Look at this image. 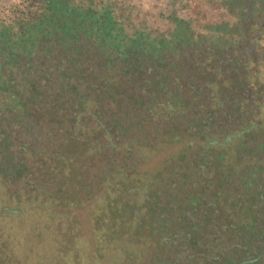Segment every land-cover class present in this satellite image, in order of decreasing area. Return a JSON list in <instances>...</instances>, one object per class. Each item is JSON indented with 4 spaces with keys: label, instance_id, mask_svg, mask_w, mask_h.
I'll list each match as a JSON object with an SVG mask.
<instances>
[{
    "label": "trees",
    "instance_id": "obj_1",
    "mask_svg": "<svg viewBox=\"0 0 264 264\" xmlns=\"http://www.w3.org/2000/svg\"><path fill=\"white\" fill-rule=\"evenodd\" d=\"M258 33L264 38V0H0V162L16 160L17 173L27 177L38 171V182L49 188L29 193L31 212L23 211L48 220L23 223L30 237L35 230L39 242L44 233L53 237L51 252H40L48 263H38L70 264L75 254L88 264L148 258L152 264H264ZM246 66L254 69L249 76L242 74ZM91 111L107 134L148 148L151 159L194 148L192 164L178 169V177L168 171L149 194L146 218L135 228L127 207L118 228L113 216L93 219L90 208L103 180L119 168L144 170L139 153L123 156L113 146L92 156L86 148L74 155L64 150L69 136L85 143L73 129ZM87 141L110 147L100 135ZM213 143L220 152H210L211 163L196 152ZM220 148L235 168L222 166L227 155ZM29 161L28 169L22 163ZM62 161L71 164L67 175L57 171ZM78 170L86 178L70 182ZM86 211L88 236L80 217ZM24 217L8 219L17 226ZM141 235L150 241L146 259L136 251ZM79 240L86 243L80 251ZM5 244L11 264H18L15 239ZM81 251L86 259L78 258Z\"/></svg>",
    "mask_w": 264,
    "mask_h": 264
},
{
    "label": "rangeland",
    "instance_id": "obj_2",
    "mask_svg": "<svg viewBox=\"0 0 264 264\" xmlns=\"http://www.w3.org/2000/svg\"><path fill=\"white\" fill-rule=\"evenodd\" d=\"M156 1V0H152ZM151 3V2H147ZM152 4V3H151ZM215 17V16H214ZM259 34V33H258ZM259 43L261 46H264V38L259 34ZM251 66H246L245 69L242 70V74L249 76L250 72H253V68H250ZM238 76H241V73L238 74ZM225 86V85H223ZM218 93H216L217 96ZM88 108H90L88 106ZM90 117L91 119L87 120L85 122V119H88ZM98 114L94 112H86L80 116L79 121L76 123L75 129H73V133H79L81 139H84L85 143H81L80 145H76V140L74 137L69 136L68 140L65 143L69 144L66 145L64 150L72 155L75 154V151H79V154L84 152V149L80 148H86L88 149V155L87 156H92L93 152L99 151L101 148H106L107 150L112 151V146L114 149L123 156H125L128 153H131L132 155H135L136 153H139V159L138 161L140 162L141 168L144 170L142 171H137L135 170L137 166H131L130 168L123 169L119 168L116 173L112 174L111 179H104L103 182L100 185L99 190L101 191V194L97 196L98 200L94 205H92L91 213L92 217L95 220H98L99 222H104L107 220L108 217L113 216L116 218L114 225L116 228L119 227V221L120 216L125 210V207H127V210L132 213V224L131 226H136L139 225L138 220L143 221L146 218V204L148 202V197L151 192H154L158 187L162 185L161 181L164 180V178H167V173L168 171L172 175H177V177L180 175V172H178V169H181L184 165L187 163L192 164L190 162V158L188 157V154L190 151H183L180 153V150H173L175 152H169V153H164L161 156L157 158H152V151H149L148 148L144 146H133V145H125L121 144L120 141L115 138L114 136H111L110 134L106 133V130L103 125H100L99 120H98ZM86 123V124H85ZM100 135L104 141L105 144L110 145V147H104L101 145L99 142L98 144L96 142L92 143L89 146V142L87 140H96V136ZM81 141V140H80ZM223 144V143H222ZM230 145V144H229ZM224 147H227V144H223ZM208 146H204L202 150H197L196 153L199 154V157H206L209 159V161L214 162L213 160H216V158L213 159L211 156L210 152H213V154L220 152L218 149L220 146L217 143L211 144L208 148ZM176 148H178L176 146ZM230 148H228V152L230 151ZM222 149L225 155H227L226 161L221 162L222 166H231L234 167V164L231 162V157L230 153H226L227 148H220ZM105 152V150H103ZM113 152H115L113 150ZM87 154V153H86ZM81 158V157H79ZM153 160V163L151 161ZM70 163V162H69ZM68 163V164H69ZM61 168H59L57 171L60 172V175L63 173L67 175L69 165H65V161L62 164ZM49 167H52V170L56 168V166L50 165ZM190 169L193 168L192 166L189 167ZM235 168V167H234ZM182 170V169H181ZM62 171V172H61ZM78 173V174H77ZM60 175H55V177H59ZM85 175L81 171L78 170L73 172L70 182L76 183L78 182V179L84 180ZM182 178V177H181ZM177 181L178 183L181 184L180 179ZM82 180L80 182H82ZM79 182V183H80ZM187 183V179H184V183L182 185H185ZM172 183H166V186H170ZM184 198L182 199V202L186 205V202L190 198L189 194L187 191L184 190ZM185 200V201H184ZM80 217L84 221V226H83V233L84 235H90V232L88 229H90V222H89V216L86 211V213H81ZM234 218V217H232ZM235 219V218H234ZM242 220V219H241ZM48 220H45L44 215H39V216H33V215H25L24 219H22V222L24 225L28 226L32 225L36 222L39 223H46ZM46 239V243L41 245V246H36V251L39 252H51L52 250V243L50 241V236L48 233L43 234ZM49 239V240H47ZM139 245L136 248V251H138V255H141L142 258H145L146 254L149 252V238L147 236L141 235L139 238ZM84 240H79L77 242L78 247L86 248L85 245L86 243L83 242ZM32 243L28 242L26 245H24L21 249H19L18 254L21 257L22 255L24 256L26 250L28 247H30ZM78 251H80V248H78ZM81 254L78 256L79 259H86L87 256L85 257L84 251L80 252ZM132 252V254H134ZM49 254V253H48ZM119 256V255H118ZM157 255H154L155 257ZM85 257V258H84ZM146 259V258H145ZM160 259V258H158ZM147 264H152L150 259L146 261ZM83 264H88L87 260L84 261ZM141 264H145V262L142 261Z\"/></svg>",
    "mask_w": 264,
    "mask_h": 264
},
{
    "label": "flooded vegetation",
    "instance_id": "obj_3",
    "mask_svg": "<svg viewBox=\"0 0 264 264\" xmlns=\"http://www.w3.org/2000/svg\"><path fill=\"white\" fill-rule=\"evenodd\" d=\"M0 161L2 159L0 158ZM50 162V161H49ZM46 159L44 160V165H47L49 163ZM22 164L26 165V168L29 169L27 164H30L29 162H23ZM18 162L16 160L9 161V163H4V161L0 162V264H11L12 262L9 260L11 257L10 254L7 253V246L5 242L8 240L10 241L11 238L15 239L16 242V249L19 251L24 245H26L28 242L32 243L30 247L26 250L24 256H19V259L17 258L18 264H41L37 261L42 259L46 263H48V260L50 259L48 256L43 258L42 253H38L36 251V246H41L43 243H46V239H44L42 242H39L37 239L38 230H35V236L32 238L29 234V229H25L23 222L19 221L17 226H12L11 220L8 218H11L12 216H17L19 218L24 217V212L30 211L29 208L31 207L28 202L31 200V198L28 196L29 193H33L36 195L37 193H42V189H47L43 183L38 182L42 181L40 180L41 175L35 174L38 171L29 173V176H26V173H17ZM36 165L38 163H34L33 166H30L32 170L34 171L36 168ZM46 167V166H45ZM41 168V167H39ZM2 170H5L4 174H2ZM27 170V169H26ZM16 172L17 174H13V172ZM28 175V174H27ZM25 176V177H24ZM35 178V179H34ZM28 179H33V181L27 183ZM48 183H50L49 180H47ZM39 185V186H38ZM63 186V185H62ZM61 188V186H60ZM78 188V187H77ZM49 189V188H48ZM11 195V197L14 199L13 201H9L7 199L8 195ZM25 201L27 203H21V201ZM14 202V203H11ZM22 208L24 210H22ZM24 211V212H23ZM13 213V215H9V213ZM3 213V214H2ZM2 215V216H1ZM14 235H11V234ZM74 232H72V235ZM28 235V236H27ZM49 240V239H47ZM50 241L53 244V237L50 236ZM76 242V240H75ZM81 248V246L79 247ZM25 257H29L31 262H28V259H25ZM76 258L75 254H73V257L71 259L70 264H83L82 262H76L74 260ZM147 260L143 261L146 263ZM154 261V260H153ZM42 262V261H41ZM138 264L136 260H130L128 262H125L124 264ZM16 264V263H15ZM141 264V263H140ZM162 264V263H161Z\"/></svg>",
    "mask_w": 264,
    "mask_h": 264
}]
</instances>
